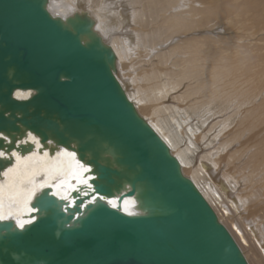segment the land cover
Returning a JSON list of instances; mask_svg holds the SVG:
<instances>
[{"label": "water", "instance_id": "95a60500", "mask_svg": "<svg viewBox=\"0 0 264 264\" xmlns=\"http://www.w3.org/2000/svg\"><path fill=\"white\" fill-rule=\"evenodd\" d=\"M48 2L0 0V151L33 149L17 144L32 132L50 152L73 150L91 177L71 202L42 188L23 227L0 220V264H248L127 97L94 19L53 15ZM11 163L0 157V174ZM125 195L136 212L122 210Z\"/></svg>", "mask_w": 264, "mask_h": 264}, {"label": "bare ground", "instance_id": "6f19581e", "mask_svg": "<svg viewBox=\"0 0 264 264\" xmlns=\"http://www.w3.org/2000/svg\"><path fill=\"white\" fill-rule=\"evenodd\" d=\"M142 1L49 0L48 9L64 18L73 13H67L62 5L72 3L75 12H86L94 19V30L116 54L115 76L127 97L166 142L182 173L194 182L226 227L224 219L246 204L244 190L252 179L258 181L264 175V97L257 102L258 84L264 89V57L251 54L242 63H227L237 54L219 42L225 37L213 38L202 30L217 19H233L247 12L264 26V0L238 4L235 2L240 0H145L148 10L153 9L143 14L146 19L139 6ZM156 12L160 14L157 19L149 17ZM238 21L230 25L237 27ZM181 35L184 37L178 38ZM172 56L175 59L167 63ZM211 56L216 64L209 61ZM30 93L16 90L15 96L25 98ZM256 137L260 140L251 151L250 142ZM27 143L33 149L24 153L0 151L12 159L0 174V220L13 219L18 226L34 219L29 204L42 188L49 187L55 196L70 200L69 193L85 186L91 177L90 172L85 173L89 166L82 164L73 150L54 147L50 152L53 144L42 147L32 132L17 142ZM262 197L259 207H264ZM107 201L111 206L117 203L116 198ZM134 204V198L125 195L121 208L126 213L136 212ZM230 222L231 227L227 224L226 228L251 264L244 251L250 242L243 230ZM245 227L261 253L259 262L264 264V230L261 240L249 220Z\"/></svg>", "mask_w": 264, "mask_h": 264}, {"label": "rangeland", "instance_id": "374dc122", "mask_svg": "<svg viewBox=\"0 0 264 264\" xmlns=\"http://www.w3.org/2000/svg\"><path fill=\"white\" fill-rule=\"evenodd\" d=\"M220 1H223V0H220ZM237 1H239V0H237ZM241 1L242 0H240L239 2H235V4L241 3ZM142 3H144V4H142ZM142 3H140V5H139L140 8L144 12V13L141 12L142 15L143 14H149L150 10L152 11L153 9L149 8V10H148V7L146 5L145 0H144V2L142 1ZM216 3H219V2L217 1ZM148 6H149V4H148ZM150 13H152V12H150ZM159 15L160 14H158V12H156V13H153L149 17H153V18L157 19V17ZM143 16L145 19L147 18V15H143ZM231 20H233V21L239 20L237 27L236 26L232 27L230 25L233 22V21L230 22ZM263 27H264L263 24L253 20L250 13L247 12L244 14H240L239 16H237L233 19L225 18L221 21H219L217 19L215 24L207 27L205 30H202V31H207V32H204V34H211V35H213L212 36L213 38H216V36L225 37L224 39H219V42L226 43L228 45V47L230 48V52L237 54V57L235 59L227 60V63L237 64V62H235V60L242 63V60L245 58L247 59L249 57V55H251V54H260L264 57V28ZM202 31H201V33H202ZM190 35H192V34H190ZM162 36H164V34H162ZM183 37L184 36L181 35L178 38L182 39ZM172 44H174V43L167 45L165 47V49H163L162 51L166 50L168 48V46H171ZM231 48H232V50H231ZM153 55H151V57ZM174 59H175L174 56L170 57L168 59L167 63H170ZM209 61L213 62V64H216V62H217L213 56H211V59ZM169 65H171V64H169ZM229 77H230L229 74L225 75V79L227 81H228ZM246 77H247V75H246ZM240 79L244 80L245 75H240ZM243 86L245 87L246 85L243 84ZM260 86L261 85L259 83L258 88H257V90H259L257 102L259 100H261L262 96L264 97V89L260 90ZM259 140H260L259 137L252 139V142H250V145L253 144V147L250 148L251 151H253L257 148V144H258ZM250 150L248 151V153L250 152ZM255 178H258V176ZM252 180L254 181V179H252ZM261 180L263 182H260ZM253 181H252L251 185H248L250 187L247 188V190H244L245 191L244 194H247L246 195V197H247L246 204L242 203L243 205L241 204V207H239L240 206L239 205L238 206V212L232 210V216H230V219H228V218L224 219V223H225L226 227H228L229 224H231L230 221L232 220V223L237 224V226H239L240 229L243 230L244 234L247 236V238L250 242V246H248V247L245 246V248H244V251L246 252L249 263L261 264L258 260L261 253L259 252V250H257L258 247L254 243L252 236L247 231V229L245 227V221L249 220V222L251 223L252 228L254 230V234L257 236L259 235L260 239L262 240L263 236L261 234V230H262V232L264 230V212H263L264 210H260V209L264 208V207H259V202H260V200H262V199H260L262 197L261 194L264 193V175H263V177L261 175V177L259 178L258 181H256V180L254 182ZM262 198L264 199V195ZM236 200H237V198H236ZM243 206H245L246 208L248 207L249 209L247 208V210H246V208H244ZM243 209H244V212L242 211ZM252 222H253V224H252ZM227 224H228V226H227ZM230 227L231 226H229L228 229ZM231 234H233V233H231Z\"/></svg>", "mask_w": 264, "mask_h": 264}, {"label": "clouds", "instance_id": "9594fccd", "mask_svg": "<svg viewBox=\"0 0 264 264\" xmlns=\"http://www.w3.org/2000/svg\"><path fill=\"white\" fill-rule=\"evenodd\" d=\"M67 13H74L75 7L72 5V3H65L62 5Z\"/></svg>", "mask_w": 264, "mask_h": 264}, {"label": "snow or ice", "instance_id": "6c2138e0", "mask_svg": "<svg viewBox=\"0 0 264 264\" xmlns=\"http://www.w3.org/2000/svg\"><path fill=\"white\" fill-rule=\"evenodd\" d=\"M4 155V153L3 152H0V157H2ZM13 155H16V153H13ZM18 159H19V157H18ZM13 171V169H9V172H12ZM40 187H43V185H40ZM35 192V189H33L32 190V192H30L29 194H28V199H31V196H32V194ZM28 221H25V222H22L21 223V227H23V224L24 223H27Z\"/></svg>", "mask_w": 264, "mask_h": 264}]
</instances>
